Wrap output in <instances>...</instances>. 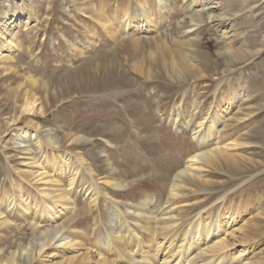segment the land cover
<instances>
[{
    "label": "rangeland",
    "instance_id": "1",
    "mask_svg": "<svg viewBox=\"0 0 264 264\" xmlns=\"http://www.w3.org/2000/svg\"><path fill=\"white\" fill-rule=\"evenodd\" d=\"M136 1L139 0H0V33L4 27H14L8 32H13L11 38L19 47L17 51L0 52V222L7 220L0 224V264H102L104 260L111 264V257L94 243L95 234L89 229L94 219L106 231L114 221L107 220L105 213L125 208L119 198L138 201L146 194H155L166 200L173 174L185 165L188 156L214 147L223 149L224 156L211 163L195 161L196 171L183 177L175 196V211L184 219L205 211L203 216L210 214L214 221L218 211L230 207L238 217L229 221L224 237L228 250L241 260L264 264V0L193 3L194 10L204 16L207 11L217 16L212 20L204 17L201 35L194 37L198 43L196 60L184 70L185 78L174 77L170 67L173 48H180L187 38L178 23L184 0H167L172 6L178 5L169 11L175 13L170 19L174 26L178 23V30L165 33L166 48L160 51L156 49L165 38L163 31L143 33L126 28L112 40L106 29L96 24V13L110 18L117 15L122 2L132 8L138 4ZM145 1L148 6L150 0ZM164 13L168 15V10ZM158 18L155 12L153 19ZM93 31L106 47L115 41L130 48L118 55L119 62L113 70L125 82L121 94L104 99L88 96L98 90L93 91L91 82L88 88L86 75L94 73L99 48L105 46L99 41L96 46H87ZM171 36L177 38L174 46L170 45ZM73 42L84 43L86 48L80 53L71 45ZM223 42L230 50L219 55V44ZM8 57L7 62H1ZM96 80L103 83L105 76L98 74ZM235 93L238 101L231 103ZM31 95L37 98L35 108L41 107L42 112H22L24 99ZM217 108L221 111L214 119L216 140L201 149L193 127L203 123L205 130L208 117ZM173 111L180 115L188 112V123L181 125L178 121L172 125ZM30 119L40 124L43 136L47 129H53L60 148L69 153L71 170L79 165L75 172L71 171L76 173L75 185L67 186V175L56 177L53 165L38 175L41 169L31 164V155H36L35 159L51 158L56 153L54 148L47 146L44 154H27L7 140ZM113 122L115 127L104 134L106 138L90 137L97 126ZM71 134H83L87 140L70 142L67 137ZM166 173L169 180H163ZM106 174L131 184L123 191L111 190L104 183ZM50 177L66 186L63 191L72 189L78 205L87 207L88 221L84 227L70 228L85 234L72 247L54 243L38 252L31 249L34 233L64 220L58 217L55 223L45 222V212H37L31 204L32 200L40 205L49 199L44 191ZM88 181L91 188L83 196L81 186ZM111 192H123L124 197L112 196ZM5 198L13 203L5 207ZM89 206H93L91 210ZM18 244L28 249L17 250Z\"/></svg>",
    "mask_w": 264,
    "mask_h": 264
},
{
    "label": "bare ground",
    "instance_id": "2",
    "mask_svg": "<svg viewBox=\"0 0 264 264\" xmlns=\"http://www.w3.org/2000/svg\"><path fill=\"white\" fill-rule=\"evenodd\" d=\"M139 1H136L138 4L134 5L135 7L132 8L123 2L119 7L117 5L116 7H118L119 10V14L117 13L118 18L117 15L108 18L106 15H104V13H96L97 17H94L97 21L96 24L104 27L106 29L104 30L106 31V35L112 40L116 39L117 33H121L122 35L126 28H131L134 31L141 30L143 33H148L149 30L156 32L163 31L162 37L165 38L163 39V42L157 43L156 49L157 51H160L163 47L166 48L167 42L165 33L169 32L170 30H178L179 23V30L181 34L187 38H185V40L180 43V48H173L174 57H171L170 67L174 77L185 78L184 70H186L187 67H190L193 61L196 60L197 53L195 49L197 48L198 43L194 37L198 38L201 35L202 26L206 22L204 17L212 20L213 18H216L217 15L212 13V11H207V16H204V13L194 10L193 3H197L198 0H184L185 5L182 4V20L178 22L176 26H174L170 18L174 17L175 13H170L169 11L172 10L173 7L178 6L177 4L172 6L167 0H150L148 6H145V0ZM207 4L208 3L206 2L205 5L207 6ZM167 10L168 15L164 13ZM77 11H79L78 8ZM155 12L159 15L157 20L153 19V14ZM68 13H70V11ZM12 16L13 14H11L10 17ZM10 17H8V19ZM119 17L123 19H119ZM118 19L120 22L122 20V22L119 23ZM13 21H15V19ZM38 22L39 20L35 21V24ZM168 26H171L170 29H168ZM13 29L14 27H4L1 29L0 52H2L4 49H12L13 51H17L19 49V47L16 45L17 43H15L11 38L13 32L10 34L8 32L13 31ZM28 30L32 31L34 28H29ZM43 31H45V28ZM7 33L8 35H6ZM92 35L93 38L89 41L87 46L91 44L95 45V43L98 41L99 43L105 45L102 41L100 42V38L94 31ZM175 39L177 38L171 36L170 45L173 44V42L175 45L177 44ZM215 39L218 40V36ZM198 40L199 39H197V41ZM106 42H108V40H105V43ZM71 45L77 48L80 53L83 48H86L84 43L78 44L73 42ZM106 45L102 46V48H99L98 52L100 54L95 58L96 67H94V73L90 71L91 73L89 72L86 75L88 80L85 83L88 85V88L91 82L93 91L98 90L96 92L92 91L93 93L89 94V97L94 96L95 98L100 97L101 99H104L108 98L110 95L112 96L121 94L122 86L125 84L124 80L120 79L121 75H118V73L115 74L113 70L119 62L118 55L120 53H127L130 48L127 47L125 43H116L115 41L111 43L112 46L110 48L106 47ZM219 46V55H226L225 52L230 50L226 43L223 45L219 44ZM136 48L137 47H135V49ZM152 52L153 50L149 51L150 54ZM234 57L237 58L235 55ZM9 58L10 57L5 58L1 62H7ZM98 74L105 76L103 83H100L98 80H96V76H98ZM108 77L110 80L107 79ZM230 98L231 103L237 102V93L234 95L232 94ZM36 101L37 98L34 95L26 97L22 105V112H42L41 107L35 108ZM219 111H221L219 108L213 109V114L209 116L210 118L208 117L205 130L202 128L203 123H199L197 127H193V130H195L193 134L197 137L201 149L203 148L202 146L206 147V145L211 143L213 140H216V136L214 135L216 120L214 119L215 115H219ZM187 116L188 112L180 115L173 111L172 114H170L172 125H176L178 121L181 123V125H186L188 123ZM13 122H15V119H13ZM114 127V122L97 126L95 130L90 133V137L92 138L93 136H99L101 138H106L104 134ZM40 128V124L35 123L32 119H30L25 125L17 127L15 132L11 133L7 140H11V143L15 147L25 150V153L27 154H33L34 151L43 153V149L47 146L54 148L53 150L56 151V153H54L51 158L39 156V158L35 159L36 155H31L29 158L31 160V164L36 165L37 168L41 169L42 172L38 175H42L44 170L53 165V171L55 172L54 175L58 178L59 176L64 175L65 177L67 175L69 177L67 186H72L74 182H76L74 181L76 178V173L73 174L71 171L75 172L79 165H76V167L73 165L74 168L71 170L70 165H68L67 162L69 159V153L60 148V140L58 139V136L52 132L53 129H47L46 134L44 135L45 138H43L44 136L39 133ZM67 138L70 142H80L87 140L83 134H71L68 135ZM108 151L106 150L105 152ZM224 153L225 151L223 149L214 147L194 152L192 155L188 156L187 160L185 161V165L178 168L173 174V178L170 183V196L166 198V200L161 199L160 196L155 194H146L144 198L138 201L119 198V202L125 204V208L121 210L115 208L109 213H105L104 217L107 220H110V222L114 221V223L111 224L106 231H102L99 228L96 223V219H94V222L90 224L89 229L93 234H95V241L93 240L95 245L98 246L101 251L103 250L111 257V264H252L248 260H241V257L235 256L234 253L228 250L229 247L224 237L226 234H228L227 229L229 227V221L231 220L232 223L238 217V213L235 214L232 212L230 207L224 209L222 208L220 211H218L214 221L210 219V214L203 216L205 211H199L196 213V215L187 219L182 218L180 212L175 211V205L178 203V200L175 199V196L177 197V192L181 188L183 177L192 171H196L193 169V165L196 163L195 161L202 160L204 162L211 163L213 160H215V158L224 156ZM82 156L78 159L79 164H81L83 160ZM107 159L110 158L108 157ZM111 162L110 163L114 165L112 160ZM110 163H108V165ZM67 170L69 171L68 174ZM107 174L106 179H104V183L105 186H107V188L109 187L111 190L123 191L131 184V181L127 179L108 176L109 174L111 175V173L108 175ZM162 176H164L163 180L170 179L168 173ZM55 178L53 179L50 177L47 179L48 187L45 188L44 193L50 195V197L48 196L49 199L43 200L42 204L40 205L37 204L36 201L33 202L32 200L31 204L34 205L33 207H36L37 212H45L44 217H42L45 222L49 221L53 223L54 220L57 221L60 218H63L64 220L61 221V223L54 224L51 229L46 228L43 231L34 233V243L31 245V249L38 250V252H41L46 246L54 243L61 244L62 246L70 245V247H72L75 245L77 239L82 238V236L85 235L84 233L73 231L70 228H81L86 225L88 221V218L85 214V212H87V207L85 205L79 206L77 197L72 194V189H69V191L66 192L63 191L66 186L64 187L63 183L56 181L57 179L55 180ZM89 182L91 181H88L87 185L84 186V184H82L81 186L80 191L83 192V196L84 193L87 192L89 188H91V185L89 186ZM74 189L76 190V188ZM111 194H113L112 196L116 197H124L123 192H111ZM95 195H98V193L96 192ZM26 197L28 198V196ZM29 199L31 200L32 198ZM22 201H24V199ZM3 202L5 203V207H7L12 202V199L8 201V198H5ZM21 202H18V204H22ZM1 203L2 202H0V204ZM91 203L93 202H89V205ZM93 206H89L88 210H91L89 208H92ZM57 207H60V209L57 210ZM184 211L187 212V215L189 214L188 210ZM6 221V219H3L1 220L0 224L5 223ZM182 226L183 228H181ZM229 234H232V232L229 231ZM28 241L30 245L31 239ZM17 248V250L28 249L25 245L21 244H18ZM10 260L12 261L13 258H10ZM102 264H106L105 260L102 262Z\"/></svg>",
    "mask_w": 264,
    "mask_h": 264
}]
</instances>
